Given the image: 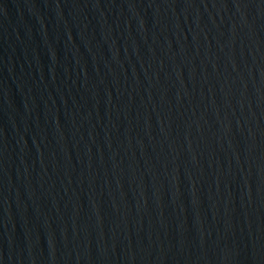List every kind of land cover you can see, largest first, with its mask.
Returning <instances> with one entry per match:
<instances>
[{
  "label": "water",
  "instance_id": "water-1",
  "mask_svg": "<svg viewBox=\"0 0 264 264\" xmlns=\"http://www.w3.org/2000/svg\"><path fill=\"white\" fill-rule=\"evenodd\" d=\"M0 264H264V0H0Z\"/></svg>",
  "mask_w": 264,
  "mask_h": 264
}]
</instances>
